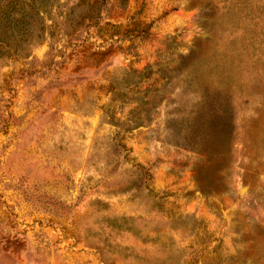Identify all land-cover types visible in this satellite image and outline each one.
Here are the masks:
<instances>
[{"label":"rangeland","instance_id":"obj_1","mask_svg":"<svg viewBox=\"0 0 264 264\" xmlns=\"http://www.w3.org/2000/svg\"><path fill=\"white\" fill-rule=\"evenodd\" d=\"M0 264H264V0H0Z\"/></svg>","mask_w":264,"mask_h":264},{"label":"trees","instance_id":"obj_2","mask_svg":"<svg viewBox=\"0 0 264 264\" xmlns=\"http://www.w3.org/2000/svg\"><path fill=\"white\" fill-rule=\"evenodd\" d=\"M103 2L106 1V0H102Z\"/></svg>","mask_w":264,"mask_h":264}]
</instances>
